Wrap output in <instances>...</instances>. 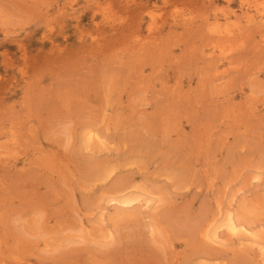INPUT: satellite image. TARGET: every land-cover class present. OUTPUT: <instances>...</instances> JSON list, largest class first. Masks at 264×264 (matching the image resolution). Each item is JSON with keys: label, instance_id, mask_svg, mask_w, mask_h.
<instances>
[{"label": "rangeland", "instance_id": "obj_1", "mask_svg": "<svg viewBox=\"0 0 264 264\" xmlns=\"http://www.w3.org/2000/svg\"><path fill=\"white\" fill-rule=\"evenodd\" d=\"M0 264H264V0H0Z\"/></svg>", "mask_w": 264, "mask_h": 264}]
</instances>
